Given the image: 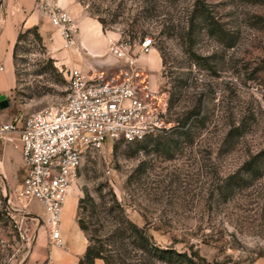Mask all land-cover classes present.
<instances>
[{"label":"rangeland","instance_id":"obj_1","mask_svg":"<svg viewBox=\"0 0 264 264\" xmlns=\"http://www.w3.org/2000/svg\"><path fill=\"white\" fill-rule=\"evenodd\" d=\"M74 2L78 24L82 15L100 18L104 32L130 42L133 65L152 89L167 94L171 127L141 141L108 139L88 151L62 209L63 226H73L76 207L88 244L100 246L109 264H186L142 248L120 227L127 222L144 229L153 249L196 254L199 263L264 264V168L256 176L242 169L264 149V0ZM43 6L2 0L0 95L9 106L0 108V124L62 104L74 69L92 78L129 66L114 52L116 40L98 53L81 49V63L63 53L71 43L52 26L50 44L38 25L14 23L11 30L15 11L43 13ZM11 33L15 44H3ZM146 36L154 45L142 53ZM7 136L0 139V264H42L49 255L54 264L52 249L65 246L51 239L42 206L33 202L24 211L37 217H28L6 202L24 175L19 142Z\"/></svg>","mask_w":264,"mask_h":264},{"label":"built area","instance_id":"obj_2","mask_svg":"<svg viewBox=\"0 0 264 264\" xmlns=\"http://www.w3.org/2000/svg\"><path fill=\"white\" fill-rule=\"evenodd\" d=\"M41 2L51 26L64 41L73 43L76 19L58 2ZM113 45L117 57L129 64L118 75L86 78L74 69L62 104L34 112L24 121L17 117L0 124V139L15 134L6 138L20 145L24 169L9 203L24 211L38 202L57 245L64 243L60 231L63 205L87 152L100 149L108 139L141 141L171 127L166 121V92L152 89L148 75L133 65L128 40L118 39ZM153 45L148 36L139 41L142 53H149ZM51 262L49 255L42 264Z\"/></svg>","mask_w":264,"mask_h":264},{"label":"crops","instance_id":"obj_3","mask_svg":"<svg viewBox=\"0 0 264 264\" xmlns=\"http://www.w3.org/2000/svg\"><path fill=\"white\" fill-rule=\"evenodd\" d=\"M74 1L75 0H59L58 3L61 6H67L69 9H71L69 11H71L72 16L76 19L75 15L73 14L74 9H76ZM48 22L49 21L44 13H33L26 8H20L15 11L14 15L11 17L10 25L11 30L14 28V23L23 24L25 27L38 25L40 26L41 35L43 36L45 44H50L48 39L50 36L49 31H51L52 28ZM119 37L120 35L117 32H104L99 21H95L93 18L82 15L79 20L78 31L74 36L73 43H71L72 47L63 53L69 57L70 61L71 58H73L77 60L79 59L80 62L83 63L81 49L92 54L98 53L103 49V45L110 44ZM15 40V33H13V35L11 33V36L5 38V43L3 44H15ZM77 49L79 52H76ZM19 156H21V151ZM69 195L71 194L69 193L67 198ZM75 211L72 215L74 222L71 228L63 226L61 221L60 231L65 247H54V249H52V255H55L56 258L54 264H78L80 258L83 256L88 246L87 236L82 230H80V227L75 220Z\"/></svg>","mask_w":264,"mask_h":264},{"label":"trees","instance_id":"obj_4","mask_svg":"<svg viewBox=\"0 0 264 264\" xmlns=\"http://www.w3.org/2000/svg\"><path fill=\"white\" fill-rule=\"evenodd\" d=\"M99 21L103 24H105L104 20L99 18ZM104 29V28H103ZM264 168V149L257 152L251 159L247 160L242 167V169L249 175H258L262 173V170ZM241 180V179H240ZM238 180V181H240ZM88 195V194H87ZM85 198H81L78 205V211L82 207V202H84ZM78 225L80 229L85 233L87 231V227L85 226V223L82 218H79ZM120 227H122L124 231L129 232L131 237L136 239L139 243V245L142 248H148L152 253H156V255H159L161 257H165L167 259H177L179 261H183L186 264H211L204 258L201 259V262L195 260L196 254L193 256H188L186 253L183 252H172L170 249H153L149 246V236L145 233L144 229L138 227L137 225L127 222L126 224H122ZM152 249V250H151ZM101 258L105 259V256H103V250L100 246H93L92 244H88L86 251L84 253V256L80 258L79 264H95V259ZM106 264H109L108 261H106Z\"/></svg>","mask_w":264,"mask_h":264},{"label":"water","instance_id":"obj_5","mask_svg":"<svg viewBox=\"0 0 264 264\" xmlns=\"http://www.w3.org/2000/svg\"><path fill=\"white\" fill-rule=\"evenodd\" d=\"M1 7H2V0H0V10H1ZM9 106V100L5 98L4 95H0V108L1 109H4L6 107ZM6 202L9 204V195L7 194L6 196ZM12 210L23 215V216H28V217H37V215L31 213V212H27V211H22V210H18V209H15L11 206Z\"/></svg>","mask_w":264,"mask_h":264},{"label":"bare ground","instance_id":"obj_6","mask_svg":"<svg viewBox=\"0 0 264 264\" xmlns=\"http://www.w3.org/2000/svg\"><path fill=\"white\" fill-rule=\"evenodd\" d=\"M67 201V200H66ZM66 201L64 202V205H63V207L65 206V203H66ZM64 209V208H63Z\"/></svg>","mask_w":264,"mask_h":264}]
</instances>
